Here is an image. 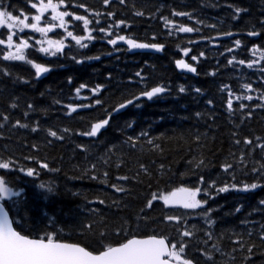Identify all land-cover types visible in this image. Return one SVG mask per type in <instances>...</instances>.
Here are the masks:
<instances>
[{
  "label": "trees",
  "instance_id": "1",
  "mask_svg": "<svg viewBox=\"0 0 264 264\" xmlns=\"http://www.w3.org/2000/svg\"><path fill=\"white\" fill-rule=\"evenodd\" d=\"M8 2L9 0H5V3ZM85 2L101 11L115 9L117 18H126L131 21V28L125 29L122 34L129 35L141 42L164 43V54L132 55L126 48L118 46L123 53L113 56L115 55L112 53L114 48L99 38L95 40V44V41L91 42L87 49L75 47L74 42L67 38L66 44L73 45V47L71 51L68 48L65 49L66 55L44 56L43 53L37 51L40 46L29 50L28 58L35 59L37 62L47 61L51 65L50 72L46 73L43 78H36L34 69L25 62L4 61L3 52L6 48L0 45V69L4 66L12 68L11 77L0 75V112L12 111L8 109V104L12 98H17L20 108L14 112L13 120L21 118L22 122L29 124L39 120L43 129L53 126L54 129L69 127L73 130L66 135L63 141H59L47 137L46 131L33 133L30 128L14 129L11 124L0 127V156L12 155L20 162L21 166L34 167L40 172L39 176L28 177L18 170H0V175H5L10 185L21 192V195L15 198L16 207L21 209L27 227L44 228L46 225L50 227L49 221L54 220L57 229H63L64 238L77 240L86 239L78 235L81 222L94 221L96 230L107 223L111 240L116 239L111 235L112 226L118 224L120 218L131 216L134 211L143 206L146 196L154 191L167 190L176 178L173 177L172 182L166 177L160 181L153 179L151 188L148 187L149 181L147 180L143 184L133 181L131 184H125V187L131 188L128 195L115 193L99 180L93 181L83 175L84 169L88 167V162L85 160V153L76 145H88L93 154L103 155L105 142L111 140L117 148H120V151L112 157L113 161H116L118 157L124 159L128 162V166L135 170L136 162L140 160L149 164L150 169L160 175L157 171V166L160 163H164L166 167L171 165L173 172L184 170V159H187L189 155L188 143L193 135L199 134L205 145L203 152L216 165L210 169L212 176L215 177L218 172H221L218 167L219 163L230 151L236 150L231 143L230 136L233 125L230 123L229 115L223 104L227 93L222 94L219 91V85L227 83L238 91L239 85L248 82L249 79L255 82L254 86L259 83L257 80L259 73H256L255 69H248L246 66L238 64L230 66L227 64V60L233 55L237 60L249 59L251 52L247 49L251 47V44L264 42V33L259 37L246 35L252 24H256L257 30L260 29L256 21L264 12V0H127L128 6H121L116 0L109 9L102 6L101 0H85ZM11 3L18 9H23L25 14H35V10H30L25 0H11ZM133 4L139 10L144 11L145 16H133L134 9L131 8ZM228 4L247 8L249 12L241 13L239 20H233V10L227 6ZM173 9L190 12L196 18L204 19L208 24H216L217 30L232 31L235 35L229 39L220 40L218 47H213L207 41L189 44V40H198L196 33H177L169 37L166 34L167 30L163 27V21L159 19L160 15L168 16L170 19L186 23L189 26H197L195 20L190 21L187 17H172L170 13ZM149 11L155 18L148 15ZM78 12L84 14L82 9ZM77 24L79 28L71 27L69 30H74L77 34H84L81 31L82 22H77ZM101 25L106 26L103 19ZM0 33H4L6 37L3 26H0ZM153 33L156 35L155 40L152 39ZM93 34L96 35V33ZM214 34L211 29H203L205 36ZM22 35L27 38L29 33L25 30ZM53 37L65 38L66 33L63 30H58ZM235 39L242 41L241 46H234ZM177 44L181 47H190L192 51L189 56H184L176 47ZM224 47L235 48L233 53L229 54L225 53ZM200 51H204L205 56L201 57L198 63L191 61L190 56L198 55ZM73 54L78 58L98 55L100 59H86L84 63L77 64L70 59ZM181 58H187L190 63L197 66V75H187L186 77L178 71L175 59ZM137 71H141L145 76V85L150 87L158 83L165 84L170 87L171 91L152 99V101L142 98L138 106H130L115 116L108 130L102 131V135L98 134V138L81 136L77 132L78 130H89L90 123L104 115L102 108L97 106L94 109H78L75 113L67 114V110L62 105L54 103L56 99L62 100L63 104L79 103L80 101L75 97L74 88L80 83L92 86L97 83L104 84L106 88L103 90V98L119 99L121 93L139 91L140 87L145 86L129 82L130 77L134 81L138 80L134 75ZM211 72H216V75H209L208 73ZM109 74H111L110 78ZM19 76L25 77L29 82L24 83L18 80ZM68 77L72 78L71 84L68 83ZM179 84H185L187 89L185 93L178 92ZM197 87L201 89V93L194 91ZM82 94L89 95L87 90H82ZM209 99L213 100L212 105L207 103ZM28 102L35 103L38 109L47 108V113L37 110L30 114V120L23 118L22 113L27 110L26 103ZM83 102L88 103L89 101ZM198 112L201 114L200 116H196ZM133 121L135 132H139L141 129L150 130L155 144L163 148V153L147 143L146 138L137 145L135 151H131L127 145L121 147V142L126 139L127 135L135 134L133 129L126 128V125ZM2 124L5 122L0 120V125ZM121 129L124 130L123 134ZM249 132L257 135L264 134V112L257 111L252 120L246 122L241 134ZM50 139L52 142L49 144L48 140ZM31 144H37L38 149L30 148ZM199 151L201 150L197 149V152ZM27 155L38 156L46 160L51 168H58L60 171L40 169L39 165L33 161L23 159ZM176 161L179 163H174ZM107 170L110 171L114 181L116 174L127 172V167L122 166L120 169H116L112 166ZM236 175L238 181L246 179L239 172ZM40 183H45L47 186L42 189L39 187ZM49 187L52 191L48 190ZM97 195H103L108 203L101 205L98 202H93ZM112 199L120 200L121 207L117 208L112 205ZM260 199H264V188L249 192L230 190L214 196L209 201V205L216 211L213 218L218 221L213 226V232L219 233L226 229H232L234 226L236 230L243 231L240 221L245 217L254 221H264V209L253 211ZM124 203L128 204L127 208L123 207ZM9 205L11 206V202ZM236 207H241L239 213L233 211ZM92 209L97 211L92 212ZM14 211L15 208H13ZM249 213H251L250 216ZM148 214L150 217L159 218L161 215L171 214V212L164 208L162 202L154 201V208ZM16 218L19 219V217ZM189 219L191 224L197 225L198 229L204 225L202 217L193 215ZM150 227H156L158 231H172L171 225L156 223ZM201 235L202 233L198 234V238ZM191 242L194 246L189 249V252L192 255H197L195 248L197 240L193 239ZM223 245L226 249L230 247L227 236H225ZM201 264H203L202 260ZM258 264H264V261H258Z\"/></svg>",
  "mask_w": 264,
  "mask_h": 264
},
{
  "label": "snow or ice",
  "instance_id": "2",
  "mask_svg": "<svg viewBox=\"0 0 264 264\" xmlns=\"http://www.w3.org/2000/svg\"><path fill=\"white\" fill-rule=\"evenodd\" d=\"M114 2L116 0H101L105 9L111 8ZM25 3L30 10H35V14H25L24 10L18 9L11 3V0L8 3H5V0H0V26H3L6 32V37L4 33H0V45L6 46V50L3 52L4 61L25 62L34 69L36 78L50 72L51 65L47 61L37 62L26 56L25 50L31 47L29 44L31 37L25 38V35H22L26 29L40 34L41 39L36 41V44L40 45L37 51L52 57H56L57 54L66 55V48L71 51L73 45L66 44L67 38H70L74 42V46L79 49H87L89 44L98 38L113 46L115 51L120 50L117 47L119 42H124L130 49L162 51L165 48L164 43L139 42L136 38L122 34L125 29L131 28V21L126 18H117L115 9L101 11L86 3L85 0H25ZM118 4L128 6L127 0H118ZM227 6L233 10V20H239L241 13L249 12V9L233 4ZM131 8L134 9L133 16H145V12L136 8L135 4L131 5ZM80 9L84 14H79L78 10ZM45 14H49L50 19ZM148 15L155 18L151 11L148 12ZM170 15L172 17H187L190 21L195 20L197 26H189L186 23L170 19L168 16H159L169 37L177 33H196L198 40H189V44L207 41L213 46H218L222 37L235 35L232 31H219L216 24H208L204 19L196 18L187 11L173 9ZM102 19L106 26L101 25ZM77 22H82L81 31L84 34H77L76 31L69 30L70 24L74 29L79 28ZM256 23L259 24L260 29L257 30L256 24H252L246 32L247 36L259 37L264 33V12L261 13V17ZM57 28L63 29L66 33L65 38H49L48 34ZM204 28L213 30L215 34L212 36L203 35ZM152 39H156L155 33H153ZM241 44L240 39L234 40L235 47H239ZM176 47L186 57L192 51L188 46L181 47L177 44ZM247 50L251 52V58L237 60L233 55L227 60V64L230 66L238 64L246 66L248 69H255V72L259 73L257 76L259 83L254 86L255 82L249 79L248 82L239 85L238 91L227 83L219 85V91L222 94L227 93L223 104L229 115L230 123L233 125L230 136L231 143L236 149L230 151L219 163L218 167L221 172H218L215 177L212 176L210 169L216 165L203 152L205 145L199 134L193 135L188 143V158L182 157L184 170L173 172L171 165L166 167L164 163H160L157 166L160 175L150 169L149 164L140 160H137L135 170L128 166V162L124 159L118 157L116 161H113L112 157L120 151V148H117L111 140L105 142L103 155L93 154L88 145L77 144L76 147L85 153V160L88 162V167L84 169L83 175L93 181L99 180L115 193L128 195L131 188L125 187V184H131L133 181L143 184L147 180L149 181L148 187L151 188L153 179L160 181L166 177L172 182V178H176L167 190L154 191L146 196L143 206L134 211L131 216L120 218V222L112 226L111 235L116 239L111 240L107 223L96 230L94 221L81 222L78 235L86 239L77 240L64 238L63 229H57L54 220L49 221L50 227L47 225L44 228L27 227L21 209L16 207L15 198L19 197L21 192L10 185L5 175H0V264H201V260L203 264H258V261H264V221H254L245 217L240 221L243 231L236 230L234 226L232 229L215 233L212 229L218 223L213 218L216 211L209 205V201L219 193L230 190L249 192L264 188V134L257 135L251 132L241 134L246 122L251 121L257 111L264 112V42L252 43ZM224 51L231 54L234 47H226ZM204 56L205 52L200 51L198 55H191L190 60L198 63L199 59ZM70 59L81 64L86 59L99 60L100 56H80L78 58L73 54ZM175 66L177 69L197 73V67L182 58L175 59ZM208 74L215 76L216 72ZM0 75L11 77V66H4L0 69ZM134 75L138 80L134 81L130 77V83L138 86L145 85L146 78L141 71L135 72ZM110 76L111 74H109V78ZM18 80L24 83L29 82L23 76H19ZM68 83H72L71 77H68ZM105 88L104 84L97 83L92 86L80 83L74 88L75 97L80 101L79 103L63 104L60 99L54 101L55 104L62 105L67 110V114L75 113L78 109H94L97 106L103 109L104 115L97 118L95 122H91L89 130H78V135L98 138V134H103L102 130L105 132L108 130L115 116L129 106H138L141 98L152 100L160 94L171 91L170 87L165 84L158 83L150 87L145 85L140 87L139 91L121 93L119 99L113 100L111 97L103 98ZM82 90H87L89 95H82ZM177 90L179 93L187 91L184 85H180ZM194 91L201 93L199 87ZM83 101L89 102L84 103ZM207 103L212 105L214 102L209 99ZM19 108L18 99L12 98L8 104V109L12 111L0 112V120L5 122L0 127L11 124L14 129L30 128L33 133L46 131L47 137L59 141H63L66 135L73 131L69 127L54 129L53 126H48L43 129L39 120L31 124L22 122L21 118L13 120V114ZM26 109L23 111L22 117L29 120L31 119L30 114L37 110L47 113V108L38 109V106L33 102L26 103ZM200 115L199 112L196 113V116ZM126 128L133 129L135 132L134 121L128 123ZM121 132L123 134L124 130L121 129ZM145 138L147 143L163 153V148L155 144L150 130L145 129H141L133 135H127L126 139L121 142V147L127 145L131 151H135L137 145ZM51 142V139L48 140L49 144ZM30 148L38 149V145L31 144ZM197 149L201 151L197 152ZM23 159L33 161L39 165L40 169L60 171L58 168H51L46 160L38 156L27 155ZM112 166L116 169L126 166L127 172L116 174L113 181L110 171L107 170ZM0 170H18L28 177L40 175V172L34 167L21 166L20 162L12 155L0 156ZM238 172L246 178L244 181L237 180ZM46 186L45 183L39 185L42 189ZM48 190L52 191L51 187ZM154 201L162 202L164 208L171 214H164L159 218L150 217L148 213L154 208ZM9 202H11V206ZM93 202H98L101 205L108 203L103 195L95 196ZM111 204L120 208L122 202L112 199ZM123 207L127 208L128 204L124 203ZM13 208H15L14 212ZM259 209H264V199L257 202L253 211ZM91 211L96 212L97 210L92 209ZM233 211L239 213L241 207H236ZM10 213L12 214L10 215ZM193 215L204 219V225L199 229L196 224H191L189 217ZM248 215L250 216L251 213ZM156 223L171 225L172 231H158L156 227H150ZM190 224L191 226H189ZM200 233L202 235L198 238ZM225 236L230 244L227 249L223 245ZM193 239L197 240L195 244L197 255H192L189 252V249L194 246L191 242Z\"/></svg>",
  "mask_w": 264,
  "mask_h": 264
},
{
  "label": "water",
  "instance_id": "3",
  "mask_svg": "<svg viewBox=\"0 0 264 264\" xmlns=\"http://www.w3.org/2000/svg\"><path fill=\"white\" fill-rule=\"evenodd\" d=\"M119 44H122V45H126L124 42H119ZM127 46V45H126ZM131 52L135 53V52H150V53H162V51H158V50H155V49H130ZM181 71H185V72H188L187 70H181ZM194 74V73H193ZM124 111V110H123ZM103 131V130H102Z\"/></svg>",
  "mask_w": 264,
  "mask_h": 264
},
{
  "label": "flooded vegetation",
  "instance_id": "4",
  "mask_svg": "<svg viewBox=\"0 0 264 264\" xmlns=\"http://www.w3.org/2000/svg\"><path fill=\"white\" fill-rule=\"evenodd\" d=\"M45 15H46V17H48V18L50 19L49 14H45ZM55 30H56V29H54L53 32H54ZM119 52H120V51L112 50V53L115 54V55L119 54Z\"/></svg>",
  "mask_w": 264,
  "mask_h": 264
},
{
  "label": "bare ground",
  "instance_id": "5",
  "mask_svg": "<svg viewBox=\"0 0 264 264\" xmlns=\"http://www.w3.org/2000/svg\"><path fill=\"white\" fill-rule=\"evenodd\" d=\"M199 75H200V74H199ZM184 76H185V75H184ZM184 76H183V78H184ZM188 76H189V75H188ZM201 76H202V75H201ZM186 77H187V76H186ZM203 78H204V77H203ZM180 84H181V83H180ZM180 84H179V85H180ZM182 85H183V84H182ZM184 85H185V84H184ZM151 101H152V100H151Z\"/></svg>",
  "mask_w": 264,
  "mask_h": 264
}]
</instances>
